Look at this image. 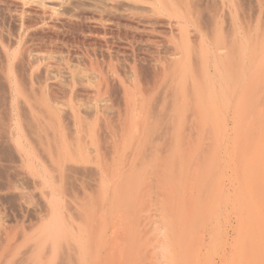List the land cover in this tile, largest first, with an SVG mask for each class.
I'll return each instance as SVG.
<instances>
[{
	"label": "bare ground",
	"instance_id": "obj_1",
	"mask_svg": "<svg viewBox=\"0 0 264 264\" xmlns=\"http://www.w3.org/2000/svg\"><path fill=\"white\" fill-rule=\"evenodd\" d=\"M47 5V0H0L1 64L12 59L2 44L13 30L7 32L6 24L18 25L25 35L41 23L34 15L45 13ZM80 5L72 17L97 46L92 143L71 159L76 166L57 170L81 173L84 185L68 201L70 183L53 181L26 160L24 167L42 184H33L38 195L27 189L17 193L13 179L0 190V264H96L118 253L128 258L132 246L145 241L147 212L162 213L168 205L175 226L178 146L187 128L190 134L202 130L219 137L222 125L233 120L239 136L244 121L255 120L264 104V0H88ZM11 78V69L0 72L5 96ZM15 127L23 152L18 119ZM161 213L156 223L163 222ZM5 218L17 224L5 225Z\"/></svg>",
	"mask_w": 264,
	"mask_h": 264
},
{
	"label": "rangeland",
	"instance_id": "obj_2",
	"mask_svg": "<svg viewBox=\"0 0 264 264\" xmlns=\"http://www.w3.org/2000/svg\"><path fill=\"white\" fill-rule=\"evenodd\" d=\"M86 1L88 2L47 0L49 6L44 10L46 15L43 12L34 15V22L41 23L33 26V30L30 29L32 32H23L25 35H20L18 25L6 24L7 32L8 29L13 30L9 34L11 37L5 35L7 37H4L2 44L7 46L12 59L11 62L0 63V72L11 69L12 78L7 81L11 82L8 96L0 90L1 191H5L7 186H12L14 182L17 185H13L17 193H24L27 189V192L32 190V195H38L39 191L33 189V184L39 181L42 184V179L26 168V160L30 158L31 167H36L38 171L44 169L51 179H60L59 184L64 182L65 186L70 183L73 189L64 187L66 200L73 198L71 193L74 191H82L84 176L81 173L69 175L67 170L57 169L76 166L81 149H89L92 143L88 128L93 120L90 110L93 109L92 102L97 88L96 64L92 62L96 61L94 51L97 46L92 41L90 44V32L87 28L84 30L80 27V21L75 19V16L72 17V14L75 15V12L79 11L78 5L85 7L82 3ZM75 6L77 10H74ZM53 9H59L58 13ZM52 12L54 15H51ZM39 18H43V21ZM84 32L89 34V37ZM92 44L95 48L90 46ZM122 55L119 54L121 61L124 59ZM2 65L5 66L3 70ZM262 106L264 104L256 110L255 120L253 118L252 121H244L239 136L234 134L233 120L224 123L227 127L222 125L225 129L220 131L221 134L218 133L219 137L217 133H213L215 136L212 133L202 134V130L201 135L199 132L190 134L187 128L178 146L180 169L175 226L170 206L166 205L165 212L161 210L162 213L153 209L151 214L147 212L151 222L149 221L144 233V243L140 241L133 245L128 258H122L118 253L114 258L108 259L109 261L102 260L96 264H264ZM48 111H54L52 114L56 118H52ZM17 119L19 127L21 126L19 135L23 152L19 150L15 140ZM56 146L64 156L57 154ZM75 157L74 162L71 159ZM63 171L65 174L61 175ZM159 213L163 224L159 223L160 221L155 222L159 219ZM115 218L112 223L116 222L117 217ZM7 220L8 218L5 223L17 224L16 221ZM7 223L5 225H8Z\"/></svg>",
	"mask_w": 264,
	"mask_h": 264
}]
</instances>
